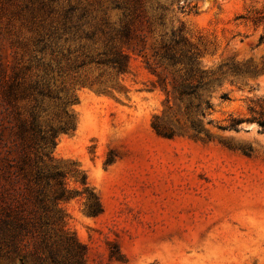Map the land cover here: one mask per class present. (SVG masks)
I'll use <instances>...</instances> for the list:
<instances>
[{
	"label": "rangeland",
	"instance_id": "obj_1",
	"mask_svg": "<svg viewBox=\"0 0 264 264\" xmlns=\"http://www.w3.org/2000/svg\"><path fill=\"white\" fill-rule=\"evenodd\" d=\"M189 1L195 12L174 4L162 24L149 27L127 15L122 0H0V73L18 66L29 84L44 76L45 63L58 98L77 99L69 108L73 126L59 132L52 156L62 171L87 175L102 203L96 217L81 197L60 206L87 264H264V132L247 121L264 99V72L232 73L264 61L263 28L238 20L263 10L264 0ZM182 25L203 69L216 73L199 112L168 95L161 69L154 73L142 56L131 53L125 73L97 56L104 33H140L150 48ZM41 35L45 44L37 46ZM46 101L63 128L57 100ZM232 119L244 122L234 130ZM66 183L83 190L71 177Z\"/></svg>",
	"mask_w": 264,
	"mask_h": 264
},
{
	"label": "trees",
	"instance_id": "obj_2",
	"mask_svg": "<svg viewBox=\"0 0 264 264\" xmlns=\"http://www.w3.org/2000/svg\"><path fill=\"white\" fill-rule=\"evenodd\" d=\"M167 1L168 6L161 0H122L119 7L136 21L143 19L149 27L155 21L162 24L174 4H178L181 13L190 14L198 8L194 1L184 0L182 6L179 0ZM238 20L262 27L259 42L264 43V9L252 8ZM146 38L140 33H104V50L97 56L118 73L128 70L131 53L142 56L154 73L161 69V82L172 88L166 90L168 95L184 103L188 113L199 112L208 81L216 75L203 69L201 50L190 42L183 25L160 35L150 48ZM119 40L126 43V50H122ZM36 43L45 44V37ZM146 50L151 51L150 58ZM43 67L44 76H37L39 80L29 84L18 66L10 73H0V258L21 264H87V249L65 229V214L60 206L81 197L86 214L93 217L100 215L103 207L87 175L77 168L62 171L52 156L59 132H68L73 126L69 108L77 99L74 95L58 98L49 79L51 66L44 63ZM259 72H264V61L253 69L238 65L232 70L234 76L241 78ZM47 99L57 100L56 108L64 116L63 128L54 125ZM21 100H28L25 107L19 105ZM204 105L206 110L212 109L209 101ZM249 112L251 118L247 121L264 132V99L257 107H250ZM243 122L232 119L229 128L237 130ZM68 177L83 187L82 192L68 189Z\"/></svg>",
	"mask_w": 264,
	"mask_h": 264
}]
</instances>
